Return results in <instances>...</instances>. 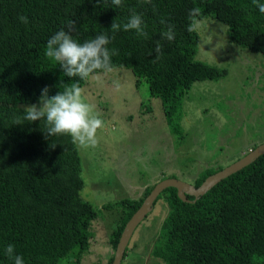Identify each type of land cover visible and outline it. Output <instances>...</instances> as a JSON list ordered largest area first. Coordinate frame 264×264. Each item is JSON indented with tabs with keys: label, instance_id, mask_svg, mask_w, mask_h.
<instances>
[{
	"label": "trees",
	"instance_id": "16d2710c",
	"mask_svg": "<svg viewBox=\"0 0 264 264\" xmlns=\"http://www.w3.org/2000/svg\"><path fill=\"white\" fill-rule=\"evenodd\" d=\"M193 8L200 9L197 20L212 17L227 26L231 43L264 58V13L253 0H122L120 6L112 0H0V264H14L5 254L9 244L24 264H81L93 237L92 222L102 209L121 212L108 240L115 252L126 223L155 186H147L140 197L95 209L80 195L81 158L71 137L46 139L40 121L16 124L24 115L20 104L38 102L43 88L51 97L87 81L67 77L45 55L48 39L67 31L70 20L76 22L71 35L79 43L102 33L111 37L114 20L122 25L133 10L142 13L147 38L135 30L116 32L108 45L119 53L111 57L112 68L131 70L137 84L144 79L149 94L160 99L171 133L182 138L184 100L193 84L227 73L195 60L199 36L188 31ZM21 15L27 23L19 20ZM167 24L175 26L170 42L161 39ZM158 40L163 45L159 58L154 51ZM222 169L203 168L191 185L198 188ZM161 198L168 212L150 252L153 259L162 264H264V155L194 203L180 200L174 188L164 190L154 206ZM113 257L103 264H111Z\"/></svg>",
	"mask_w": 264,
	"mask_h": 264
},
{
	"label": "rangeland",
	"instance_id": "374dc122",
	"mask_svg": "<svg viewBox=\"0 0 264 264\" xmlns=\"http://www.w3.org/2000/svg\"><path fill=\"white\" fill-rule=\"evenodd\" d=\"M197 22L195 60L227 73L193 84L184 100L182 138L171 133L160 99L149 94L144 79L137 84L131 70L99 72L82 87L104 121L95 147L76 144L84 180L80 195L95 209L140 197L147 186L164 179L192 184L203 168H226L264 144V58L231 43L227 26L212 17ZM167 212L161 198L134 231L121 264H162L150 252ZM120 218L119 210L98 211L81 264L108 261L114 253L109 236Z\"/></svg>",
	"mask_w": 264,
	"mask_h": 264
},
{
	"label": "clouds",
	"instance_id": "9594fccd",
	"mask_svg": "<svg viewBox=\"0 0 264 264\" xmlns=\"http://www.w3.org/2000/svg\"><path fill=\"white\" fill-rule=\"evenodd\" d=\"M146 2L150 3L151 0H146ZM253 2L259 11L264 13V3H258V0H253ZM112 3L120 6L122 0H112ZM199 13V8L189 10V32L199 27L197 22ZM18 18L23 23L28 22L26 16L21 15ZM160 23L165 24V21L161 19ZM143 25V14H138L133 10L126 23L121 25L113 21L111 37L107 33H102L93 39L79 43L71 35L76 28V22L70 20L67 24V31L61 29L48 39L45 55L57 62L67 77L86 80L98 74L99 71H112L111 57L119 53L115 48L109 49L108 45L115 39L116 32L121 29L123 31L135 30L139 36L147 38L148 34ZM174 29V25L167 24L166 30L161 33V39L173 41L176 35ZM162 47L160 40L156 41L154 51L157 58L163 54ZM25 121L43 122L46 139L51 136L68 135L73 143L81 147H95L99 142L98 131L104 127L103 119L95 111L94 106L86 101L83 89L76 83L65 86L63 91L51 97L49 88H43L38 102L25 107L22 120L17 118L16 124H22ZM5 254L13 260L14 264H24V258L15 254L13 244L7 245Z\"/></svg>",
	"mask_w": 264,
	"mask_h": 264
},
{
	"label": "water",
	"instance_id": "95a60500",
	"mask_svg": "<svg viewBox=\"0 0 264 264\" xmlns=\"http://www.w3.org/2000/svg\"><path fill=\"white\" fill-rule=\"evenodd\" d=\"M262 155H264V144L253 149L232 165L223 168L219 172L207 177L198 188H195L191 184L172 178L164 179L155 184L151 192L144 199L139 209L126 223L116 246L113 261L111 264H121L126 248L134 231L139 226V224H141V222L147 217V215L152 212L155 201L164 190H166L167 188H174L176 189L177 196L180 200L186 203H194L197 199L211 190L219 182L242 170ZM187 196H191L194 199L190 201L187 199Z\"/></svg>",
	"mask_w": 264,
	"mask_h": 264
}]
</instances>
